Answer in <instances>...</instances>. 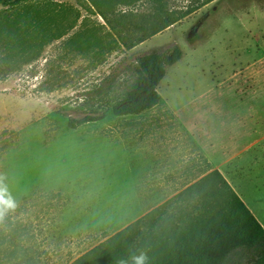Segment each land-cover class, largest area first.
Masks as SVG:
<instances>
[{
  "label": "rangeland",
  "instance_id": "374dc122",
  "mask_svg": "<svg viewBox=\"0 0 264 264\" xmlns=\"http://www.w3.org/2000/svg\"><path fill=\"white\" fill-rule=\"evenodd\" d=\"M163 4L170 14L188 11L191 14L158 31L161 20L156 14L157 0H67L64 3L35 0L15 8L0 6V21L35 15L51 18L45 23L55 22L54 34L58 30L61 46L59 66H46L52 58L56 59L45 54L53 53L50 46L57 37L47 38L40 32L28 36L19 27L7 34V41L15 48L25 45L28 39L34 46L31 56H11L5 62L0 58V164L3 165L0 174L16 180L13 191L24 187L20 180L33 183L39 179L68 177V152L75 147V141L69 140L66 132L55 134V130L71 129V119L112 111L116 102L126 97V86L136 78V58L153 49L179 46L183 51L182 60L168 70L159 87L160 97L175 109L212 120L215 130L229 131L230 145L236 142L237 147L243 146L264 135V0H163ZM99 12L108 21L103 26L109 41L106 64L102 60L108 80L76 82L68 72V34L74 27L83 29L86 23H80L82 18L96 17ZM43 28L45 35L52 33L50 25ZM195 35L199 39L191 43L188 39ZM139 39L146 41L127 49L125 44L130 46ZM42 58L43 78L19 76L34 75ZM90 61L93 63L86 70L97 67L95 58ZM50 67H54L53 74L47 70ZM37 80L44 87L36 88ZM93 84L96 87H91ZM220 139L222 148L224 138ZM255 186V190L253 186L249 188L255 204L264 212L260 197L263 184L257 182ZM32 187L29 184L27 192ZM36 230L29 225V242L47 236ZM3 244L4 235L0 231L2 256ZM41 246H48L46 239L41 241ZM28 252L32 263L40 264L32 247ZM46 252L59 255L51 249ZM249 263L250 259L246 258L240 264Z\"/></svg>",
  "mask_w": 264,
  "mask_h": 264
},
{
  "label": "crops",
  "instance_id": "0c3cea01",
  "mask_svg": "<svg viewBox=\"0 0 264 264\" xmlns=\"http://www.w3.org/2000/svg\"><path fill=\"white\" fill-rule=\"evenodd\" d=\"M97 16L82 18L80 23H86L83 29L74 27L68 34V72L76 82L108 80L107 68L102 67V60L106 64L108 55V31L103 27L106 23L100 12ZM49 19L35 15L0 21V58L5 62L7 57L32 55L34 46L30 39L19 48L7 41V34L19 27L28 36L40 32L47 38L57 37L50 46L53 53L45 55L56 58L46 66H59L60 35L58 30L54 34L55 22L45 23ZM15 20L18 23L11 24ZM44 25L51 26V34H44ZM44 58L39 60L34 75L19 76L43 78L40 66ZM94 58L97 67L86 70ZM47 70L53 74L54 67ZM37 81L36 88L44 87ZM105 115L104 120L77 129L55 130V134L66 132L69 140L75 141V147L68 152L67 178L39 179L33 183L20 180L24 187L13 191L16 180L5 177L4 184L16 207L0 219V231L4 235L3 256L0 252L3 264H33L29 247L36 252L40 264H72L214 171L225 177L264 228L261 215L264 212L255 201H250L254 195L249 188L257 189V182L264 187V135L243 146L237 147L236 142L230 145L228 138L232 133L215 130L212 120L180 112L162 97L155 108L138 115L116 116L112 111ZM221 137L224 138L222 148ZM29 184L33 187L27 192ZM260 197L264 201V192ZM29 225L37 229L36 233L41 231L47 236L29 242ZM44 239L48 246L42 247ZM49 249L59 255L49 254L46 252Z\"/></svg>",
  "mask_w": 264,
  "mask_h": 264
},
{
  "label": "trees",
  "instance_id": "16d2710c",
  "mask_svg": "<svg viewBox=\"0 0 264 264\" xmlns=\"http://www.w3.org/2000/svg\"><path fill=\"white\" fill-rule=\"evenodd\" d=\"M29 1L32 0H0V6L11 8ZM157 2L156 14L161 20L158 31L191 14H170L163 0ZM100 15L107 21L104 14ZM198 39L195 35L188 40L194 43ZM145 41L139 39L125 45L132 49ZM183 55L179 46H173L138 56L134 66L136 78L126 86V97L114 105L113 113L138 115L155 108L161 100V82ZM105 117L99 113L71 119L69 128L77 129ZM141 252L147 254V264H240L246 258L250 259L249 264H264V228L225 177L214 171L72 264H118L120 260L134 264L133 257Z\"/></svg>",
  "mask_w": 264,
  "mask_h": 264
},
{
  "label": "clouds",
  "instance_id": "9594fccd",
  "mask_svg": "<svg viewBox=\"0 0 264 264\" xmlns=\"http://www.w3.org/2000/svg\"><path fill=\"white\" fill-rule=\"evenodd\" d=\"M4 180L5 176L0 174V219H3L9 210H14L16 207V202L9 194ZM133 261L134 264H147L148 256L146 253L141 252L139 255L133 257ZM118 264H126V261L120 260Z\"/></svg>",
  "mask_w": 264,
  "mask_h": 264
},
{
  "label": "bare ground",
  "instance_id": "6f19581e",
  "mask_svg": "<svg viewBox=\"0 0 264 264\" xmlns=\"http://www.w3.org/2000/svg\"><path fill=\"white\" fill-rule=\"evenodd\" d=\"M249 194H250V197H252V193L250 192ZM247 199H249V198H247ZM250 201L253 203L255 201V197H252V199H250ZM261 215L264 218V214L261 213Z\"/></svg>",
  "mask_w": 264,
  "mask_h": 264
}]
</instances>
